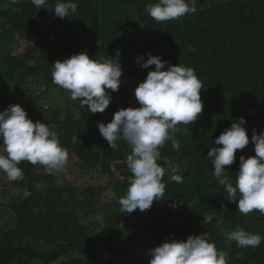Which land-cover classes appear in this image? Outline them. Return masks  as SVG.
Segmentation results:
<instances>
[{"label": "trees", "instance_id": "obj_1", "mask_svg": "<svg viewBox=\"0 0 264 264\" xmlns=\"http://www.w3.org/2000/svg\"><path fill=\"white\" fill-rule=\"evenodd\" d=\"M56 2L47 0L46 7ZM74 2L78 3L76 13L61 19L54 15V9H38L31 0H18L15 7L4 8L0 0V11L10 16L3 25L6 36L10 41L13 34L21 36L17 42H22L17 57L5 55L9 59L5 71L0 52L1 94L2 89L14 94L2 85L25 86L21 92L26 91L31 78L42 86L46 83V90L49 86L63 91L48 73L53 71L56 58L66 59L81 51H87L95 60H106L115 57L119 50L123 69L120 77L123 82L118 91L111 93L112 99L103 113H89L88 106L81 107L79 100H70L67 106L53 103L50 109L39 103L25 108L34 122L47 123L57 131L61 145L69 152L66 164L69 167L65 165L61 172L46 174L42 165L20 162L24 178L9 185L22 189L28 179H34L37 185L23 191L25 199L17 196L14 200L16 193L8 187L1 194L0 207L8 209L2 212L0 220V264H29L41 255L42 264H91L79 257L92 259L99 244L102 250L105 237L100 233L106 231L116 233L118 248L113 258L118 264H149L148 250L166 238L186 240L189 235L204 232L217 249L227 253V264H264V239L257 248H242L228 241L216 227V221L223 219L225 230L240 227L264 237V230L260 229L261 213L241 214L238 201L226 198L224 187L213 174L212 162L207 159L210 147L221 146L215 144V138L234 119L244 117L250 142L243 150H237L235 162L226 166L234 181L239 157L255 155L251 142L253 129L258 133L264 130V0H196L194 13L165 22L155 21L146 11V5L157 0ZM38 14L45 23L38 24ZM149 52L168 62L165 69L180 63L195 70L203 86L200 90L203 110L188 126L177 125L180 129L173 134L180 144L179 150L173 149L170 141L160 148L159 163L165 167V161L179 165L183 182L171 181L166 171L164 199L154 201L144 212L133 211L134 223L126 226L127 213L121 211L119 200L126 195L132 176L126 161L131 148L123 140L118 141L117 148H110L99 132L98 122L111 121L110 114L116 108L139 107L134 90L155 66L145 69L137 57L143 55L146 60ZM44 62H48L46 70L41 68ZM19 93L20 90L16 95ZM0 104L3 111L10 102L3 96ZM75 109L80 110L79 118L73 117ZM113 163L125 178L124 185L121 182L112 185L119 197L115 202H98L102 187H77L66 178L68 169L78 168L80 175L91 183L88 174L101 168L102 174L107 175ZM61 177L63 183H59ZM0 180L2 185V173ZM64 190L71 192L70 202L66 201ZM114 209L116 214H122L113 215ZM206 214L213 215L211 223L203 222ZM81 215H97L100 220L103 216V223L91 220L92 217L83 221ZM104 221L110 226L105 227ZM124 239H129L128 247H124ZM37 243H49L56 250L37 253Z\"/></svg>", "mask_w": 264, "mask_h": 264}, {"label": "clouds", "instance_id": "obj_2", "mask_svg": "<svg viewBox=\"0 0 264 264\" xmlns=\"http://www.w3.org/2000/svg\"><path fill=\"white\" fill-rule=\"evenodd\" d=\"M17 3V0H12ZM38 9H54L58 18L76 13L78 3L74 0H57L54 6L46 7L47 0H31ZM146 11L157 22L178 19L196 11V0H157L146 5ZM194 50V49H189ZM120 51L115 57L95 60L87 51L56 60L52 71V81L70 93V99L79 100L81 107L87 105L89 113H103L110 104L112 92L119 90L122 66ZM145 69L146 79L134 90L139 107L120 108L108 123L98 122V129L110 148L115 149L118 141H125L131 148L127 155V166L132 173L126 195L121 197V211L132 213L139 209L144 212L154 201L164 199L165 172L169 179L182 183L179 165L162 166L160 148L170 141L173 149L179 150L174 131L178 124L189 125L197 120L203 110L200 90L202 82L192 67L179 64L169 65L159 55L148 53L137 57ZM110 90V91H109ZM246 119H234L230 127L215 138L219 147H210L207 159L212 162L213 174L218 184L224 187L230 201H238L237 209L247 215L259 211L264 215V130L253 129L251 142L255 155L239 157V169L235 180L229 176L226 166L236 160L237 150H243L250 142ZM0 173L9 182L23 180L24 172L18 166L27 161L32 165H42L46 174H55L69 160V152L59 140L56 130L47 123L33 121L20 104H10L0 111ZM222 208L224 205H221ZM213 215H203L204 223H211ZM223 219L216 221V227L228 241L239 247L257 248L262 237L244 228L225 230ZM149 264H227L228 255L210 242L207 232L189 235L186 240L165 239L160 245L148 250Z\"/></svg>", "mask_w": 264, "mask_h": 264}, {"label": "rangeland", "instance_id": "obj_3", "mask_svg": "<svg viewBox=\"0 0 264 264\" xmlns=\"http://www.w3.org/2000/svg\"><path fill=\"white\" fill-rule=\"evenodd\" d=\"M10 4L11 5L13 4L12 0H10ZM36 20H37L38 24H40V25H41V23H45L40 14L36 15ZM5 23H6L5 20H0V26H3ZM13 37H14V39L10 41L9 38L6 36V31L0 29V40H1L0 44H2L0 46V52H1L2 58L4 60V62H3L4 71L7 67L8 62H9V59H6L5 55H16V57H17V55H19L20 52L22 51V49H21L22 42H21V44H20V42H17V40L18 41L21 40V36L16 37V35L13 34ZM56 59L57 60H63L61 58H56ZM47 67H48V62H44L41 65V68L43 70H46ZM48 74H50V79L52 81V71H49ZM46 80H47V78H46ZM120 80H121V82H123V79H120ZM35 82H36V80H34V78H31L29 80V84L26 85L29 87L26 88V91H24V92H21V91L25 90V88H22L25 86L14 87V86L2 85V88H9L14 92V94H11L10 92L2 89L3 94L0 93V99L3 98V96H4V98L8 102V104H9V102H10V104L18 103L24 108L33 107L39 103L42 105L43 108H46V109L52 108L53 103H58V104H62L64 106H67L68 101H70V100L73 101L72 99H70V93L67 90L62 91L60 89H54L51 87L49 88V86H47V90H46V87H45L46 83L42 86V85H40V83L35 84ZM47 83H48V81H47ZM18 90H20V93L18 95H16V92ZM44 91H46V92H44ZM29 92H33V94L31 95ZM39 94H41V95H39ZM78 103H80V102H78ZM46 106H48V107H46ZM3 107L4 106H2L0 104V108H3ZM118 110H119L118 108L114 109L112 114H110V116L113 118L114 113ZM73 111H74L73 117L79 118L78 113L80 112V110L75 109ZM179 129H180V126H176L175 130L178 131ZM130 152H131V149H129V154H130ZM248 153L252 154V150H249ZM74 159H75L74 161H77V157H74ZM67 167H69V166L66 165V168ZM63 168L60 169V172L63 171ZM112 168L113 169L110 170V172H107V175L102 174L101 168L95 170L93 172V174H88L89 175L88 177H90L91 183L88 181V179H84L80 175V170L78 168H70V170L68 169L66 171V174L68 173L66 178H67V180L69 179L72 182V184L74 186H77V187H85L87 185L102 187L103 193H102V195L99 196L98 202H100L102 204L110 203L113 201L115 202L119 199V197L114 192V190L112 189V185L114 183L118 185L120 182L123 184L122 180L125 178H123L121 176V174L119 172L120 170L117 168L115 163L112 164ZM63 181H64V178L61 177L59 179V183H63ZM9 183L10 182L7 180L6 176H4V185L2 186V189L0 190V195L3 191H5V189H7ZM36 185H37V183L34 179H32V180L28 179L26 181V183L24 184V187L22 188V190L16 192V197L19 196V197L25 199V195L23 194V191L28 186H36ZM97 189H100V188H97ZM83 190H84V188H83ZM63 194H64L66 201L70 202L71 201V192L64 190ZM112 206H114V205H112ZM2 212L3 211L0 210V220H1ZM112 214L113 215L115 214L118 217L119 215L122 214V212H118V214H116V210L114 209L112 211ZM262 217L263 216L261 214V216H260V229L264 230V226H263L264 220H262ZM81 218L83 221H86V220L89 221V219L91 218V220H93L97 223H103V216H102L101 220L97 217V215H87V216L81 215ZM104 223H105L104 224L105 227H109L111 224L108 221L107 222L104 221ZM132 223H134V221H133V218L131 216V213H127L125 225L131 226ZM100 235L102 237H105L102 245L106 246L108 248V250L113 254V252L115 250H117L116 248H118V244H117L116 238H115L116 233H114L112 231L111 232L106 231V233L103 232V233H100ZM128 242H129V239L128 240L124 239V244H123L124 247H128ZM42 247L44 249L46 248L47 253H50V252H53L56 250V246H52L49 243L44 244ZM36 251L38 253H40L39 250H36ZM100 253H101V250H100V244H99L98 248L93 251L94 258L98 259ZM104 253L107 254V252H104ZM79 258L82 259L83 255H81ZM111 263L112 264H118L117 262L116 263L114 262V258L111 261ZM38 264H42V263L38 262ZM95 264H99V263L96 262Z\"/></svg>", "mask_w": 264, "mask_h": 264}, {"label": "bare ground", "instance_id": "obj_4", "mask_svg": "<svg viewBox=\"0 0 264 264\" xmlns=\"http://www.w3.org/2000/svg\"><path fill=\"white\" fill-rule=\"evenodd\" d=\"M3 1V3L1 4V7H3L4 8V6H13V7H15L16 5H17V3H18V0H17V3H15V4H10V0H2ZM5 10L7 11V8H5ZM9 10V9H8ZM9 17L10 16H8V15H3V13H2V11H0V20H5L6 21V23L8 22V19H9ZM0 29L1 30H3L4 28H3V26H0ZM36 83H38V82H35V84ZM32 84V83H31ZM46 107H48V106H46ZM2 110V108L0 109V111ZM121 148V147H120ZM2 175H3V173H2ZM4 176H6L5 174H4ZM32 180V179H31ZM1 181V180H0ZM4 185V182L2 183V185L0 184V190L2 189V186ZM8 188H10V190L12 191V192H17V191H20V190H22L21 188H19V189H14V188H12L11 187V185H8ZM4 192H6V190L5 191H3L2 193H4ZM1 193V194H2ZM15 197H16V195L14 196V199H15ZM0 198H1V195H0ZM12 201V199L11 200H9V202H11ZM12 203V202H11ZM8 208H1L0 207V210L1 211H5V210H7ZM44 244H47V243H37V247H36V250H39L40 251V253H43L44 251H46V248L44 249L42 246L44 245ZM101 246L103 247L102 248V250H101V253L99 254V257H98V259H95L94 258V256L92 257V259L91 258H87V257H85L84 255H83V258H84V260L85 261H88V262H90L91 264H94V262H97V263H99V264H109V263H111V261L113 260V254L108 250V248L106 247V246H104V245H102L101 244ZM104 252H107V254H105ZM38 253V252H37ZM43 255H45V254H43ZM42 256V255H41ZM41 256H40V258L39 259H36V258H33V259H31L30 260V263L29 264H38V262H41ZM38 261V262H37ZM42 263V262H41Z\"/></svg>", "mask_w": 264, "mask_h": 264}]
</instances>
